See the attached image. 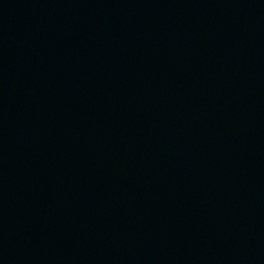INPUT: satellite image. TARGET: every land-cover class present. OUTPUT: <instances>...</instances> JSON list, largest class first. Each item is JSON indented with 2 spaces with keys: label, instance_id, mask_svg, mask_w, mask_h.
Instances as JSON below:
<instances>
[{
  "label": "water",
  "instance_id": "1",
  "mask_svg": "<svg viewBox=\"0 0 264 264\" xmlns=\"http://www.w3.org/2000/svg\"><path fill=\"white\" fill-rule=\"evenodd\" d=\"M0 264H190L122 0H0Z\"/></svg>",
  "mask_w": 264,
  "mask_h": 264
}]
</instances>
